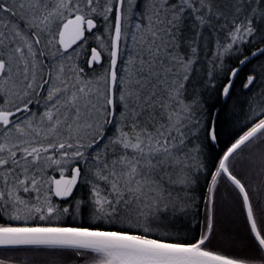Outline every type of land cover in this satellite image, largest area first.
<instances>
[{
	"label": "snow or ice",
	"instance_id": "6c2138e0",
	"mask_svg": "<svg viewBox=\"0 0 264 264\" xmlns=\"http://www.w3.org/2000/svg\"><path fill=\"white\" fill-rule=\"evenodd\" d=\"M0 264H264V0H0Z\"/></svg>",
	"mask_w": 264,
	"mask_h": 264
}]
</instances>
